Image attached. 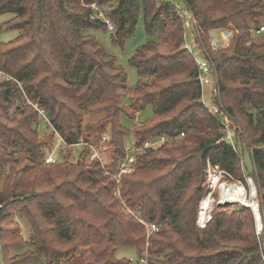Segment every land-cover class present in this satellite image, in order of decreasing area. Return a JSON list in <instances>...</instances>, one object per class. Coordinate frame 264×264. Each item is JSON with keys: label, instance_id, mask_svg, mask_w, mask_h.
Returning a JSON list of instances; mask_svg holds the SVG:
<instances>
[{"label": "trees", "instance_id": "trees-1", "mask_svg": "<svg viewBox=\"0 0 264 264\" xmlns=\"http://www.w3.org/2000/svg\"><path fill=\"white\" fill-rule=\"evenodd\" d=\"M111 4L108 16L123 45L141 13L148 36L130 58L139 80L127 74L91 30L108 31L91 18L84 4ZM196 20L195 43L206 47L213 29L233 27L231 42L213 55L220 104L239 126L234 140L249 154L259 212L258 235L251 208L240 203L214 211L198 225L208 166H218L245 182L235 146L222 140L220 118L202 101L197 64L185 49L186 28L176 3L169 0H0V31L18 30L0 41V245L3 264H118L117 247H132L147 264H264V0H181ZM43 109L53 129L39 134ZM128 101L126 103L125 101ZM152 106L153 116L130 131L122 115L135 119ZM103 112L95 122L87 116ZM44 121V120H43ZM45 122V121H44ZM234 126V125H233ZM109 127V133L106 131ZM240 127V128H239ZM184 135L179 137L180 133ZM56 133L68 144L109 136V171L125 157V138L142 146L155 136L168 140L136 156L122 177V195L146 226L122 210L114 179L101 163L88 161L83 148L76 163L69 155L44 162ZM71 152V151H70ZM69 152V154H70ZM62 153V151H61ZM63 155V154H62ZM18 214L28 224L30 248L11 254L27 241ZM44 260V261H43Z\"/></svg>", "mask_w": 264, "mask_h": 264}, {"label": "rangeland", "instance_id": "rangeland-1", "mask_svg": "<svg viewBox=\"0 0 264 264\" xmlns=\"http://www.w3.org/2000/svg\"><path fill=\"white\" fill-rule=\"evenodd\" d=\"M169 1H172L176 4H178L179 7L182 9L184 8L183 2L181 0H169ZM11 16L12 15L10 13H6V14L1 15L0 16V24H1V22L7 20ZM230 28H233V27H230ZM18 32H19L18 30H14V29L13 30L0 31V39L2 42H7L9 40L14 39L17 36ZM91 33L94 34L96 36V38L104 44V46L106 47V49L109 53H111L112 55H114L116 57L117 63L124 69V71L127 74L128 86L134 87L139 80V75L137 73L136 67L130 63V58L135 53L136 49L139 46L143 45L144 43H146L147 41H149L151 39L157 38L156 36L150 37L146 33L145 28H144V15H143V13H141L139 16V20H138V23H137L136 28L134 30V33L131 36H129L128 38H126L123 45H120L118 43H114L111 40V31H109V30L104 31L102 29H97V30H91ZM194 36L196 37L195 28H194V25L191 24L190 28L186 29V40H187V42L192 44L193 41H195ZM217 36L220 37V31L217 32ZM262 36H263V34H253V38L255 40H260L262 38ZM203 98L208 105L212 104L211 87L210 86H204L203 87ZM125 102L128 103L127 100ZM102 115H103V112H99V113L95 114L94 116H87L88 118H85V122H91V121L95 122L99 118H101ZM152 116H153L152 106L148 105L145 109H143L137 113L135 119H130L129 117L122 115L120 118V122L124 127L129 129L130 131H132L134 126L141 124V123H144L145 121L151 119ZM230 122H231L232 127L234 128L233 129L234 130L233 131V137H234L235 129L238 128L239 125L235 121H233L232 119H230ZM51 130H52V127L47 122H44L43 120L39 122L38 131L42 137L46 133H49ZM106 131L109 133V131H110L109 127H106ZM133 140H134L133 134L127 136L124 140L125 147H131L133 145ZM234 143H235V140H234ZM235 147L237 148L238 153L240 155L241 165L244 166L246 169L245 182H242L238 179L233 178L230 174L221 170L219 167L217 168L216 166H214V167L208 166L207 179L203 184V186H205L208 189V191H207L206 195H204V197L202 198V200L200 202L199 211H200L201 203L205 198L210 197L212 199V203H211V208L209 210V218L206 222H200L199 216H198L197 222H198V225L200 227H204L206 225V223L211 219L212 214L214 213L215 210L220 209L221 207L224 208V207L231 206L235 203L242 204V202H237V201H228V202H222L221 201V191H220L219 185H221L222 183L243 186V188L245 190V196H246L245 198H246L247 202L253 203L255 201V203L258 204V211H259V200H258L257 190H256L254 180L250 175V171L252 170V163H251L250 156L247 153V151L246 152L244 151L243 153H241V146L240 145H236V143H235ZM61 149H62L63 156L69 155L70 162L76 163L78 160H80L79 159V153L82 151L81 146L66 148L64 145H61L59 148V151ZM69 152H70V154H69ZM110 153H111V149L108 148L106 150V152L103 154L104 159L107 162L110 161ZM62 160H63V158H61V161ZM214 179H219L218 180L219 184L217 186H213L214 185L213 184ZM0 207H1V205H0ZM252 208H254V206ZM252 211H253V209H252ZM253 213H254V211H253ZM259 214H260V212H259ZM254 216H255V213H254ZM13 220L16 221L18 224H20L21 235L27 241L26 245H24L22 247L13 248V250L11 251V254L15 255L16 253L22 252V251L26 250L27 248L31 247V245H30L31 233H30V229H29L27 222L22 217H20L18 214H16V213L14 214ZM260 221L262 224L261 226H259L257 224L256 218H255V222H256L255 229H256V233L258 235L262 232V229H263L262 220H260ZM115 256L120 261L118 264H139L138 263L139 256H138L137 252L135 251V249L132 247H126V246L117 247L116 252H115ZM0 264H3L1 245H0ZM26 264H33V263L28 262Z\"/></svg>", "mask_w": 264, "mask_h": 264}, {"label": "built area", "instance_id": "built-area-1", "mask_svg": "<svg viewBox=\"0 0 264 264\" xmlns=\"http://www.w3.org/2000/svg\"><path fill=\"white\" fill-rule=\"evenodd\" d=\"M84 5L92 9V13H91L92 19L105 23L108 27V30L111 32L116 31V26L114 22L108 16L109 11H111L113 8L111 4L100 5L97 1H95L91 4H84ZM177 8L181 14V17L184 20L185 28L186 29L190 28L191 24H193L196 32V37L199 36L197 23L192 13L188 9L180 8L179 5H177ZM218 31H220V37L217 36ZM251 31L253 34H260L264 32V25H261L259 28H254ZM235 32L236 31L230 27L211 30L209 32V40H208V45L206 47L198 45L197 43H195V41H193L192 44L188 43L185 34V43H184L185 49H187L190 52V54L193 56L197 64V68H198L197 78L202 89L204 86L211 87L212 104L208 105L205 102L203 96H202V101L211 114L216 115L220 118L222 129L224 131V137L222 138V140H226L227 142L231 143L233 146H235L234 137H233L234 128L231 125L230 116L220 104L219 87L217 83L218 79L214 68L213 55L216 54L220 49L225 48L229 45ZM5 79H13V78L10 75L0 71V80H5ZM26 103L33 105L39 111L41 118L51 126L43 109L39 108L36 103H32L28 99H26ZM183 135L184 133L181 132L179 137H182ZM167 140H168L167 136L160 135L147 139L142 146L137 147L133 144L131 147H125L126 150L125 157L120 159L118 167L115 171H109L106 167L110 163V161L107 162L103 156V154L109 148V136L107 134H104L99 142H95L93 139H89V140L82 139L77 143L68 144L64 141V139L61 137L59 133H56L54 145L51 149H49L45 153L44 162L47 164H55L60 162L61 158H63V155L61 153L62 149L59 151L61 145H64L66 148L81 146V148L83 149L88 147L89 148L88 161L89 162L93 160L99 161L105 170V174L111 176L114 179L115 187L113 190V194L120 201L122 210L125 211L126 213L132 214L136 219H138L141 223H143L146 226L147 231L157 230V226L155 224L149 225L140 218L137 208L132 209L126 203L122 195V177L132 172L134 165L136 163V156L138 154L143 152L145 149H157L161 147ZM216 167L218 168V166ZM147 262H148L147 253L144 254L143 256H139V260H138L139 264H147Z\"/></svg>", "mask_w": 264, "mask_h": 264}, {"label": "bare ground", "instance_id": "bare-ground-1", "mask_svg": "<svg viewBox=\"0 0 264 264\" xmlns=\"http://www.w3.org/2000/svg\"><path fill=\"white\" fill-rule=\"evenodd\" d=\"M218 180L219 179H214L213 186H217L219 184ZM219 188L221 191V201L222 202L240 200L246 204H250L251 207L254 206V208L256 209L257 203H255V201L253 203L247 202L245 198L246 196H245V190L243 186L222 183L221 185H219ZM211 203H212V199L210 197H207L202 201L201 208H200V215H199L200 222H206L208 220Z\"/></svg>", "mask_w": 264, "mask_h": 264}, {"label": "water", "instance_id": "water-1", "mask_svg": "<svg viewBox=\"0 0 264 264\" xmlns=\"http://www.w3.org/2000/svg\"><path fill=\"white\" fill-rule=\"evenodd\" d=\"M237 202H242V201L237 200ZM242 204H243L244 206H246V207H250V208H252L250 204H246V203H244V202H242ZM200 208H201V206H200ZM252 209H253V211H254V213H255V218H256L257 224H258L259 226H261L262 224H261V221H260V220H261V217H260V214H259V211H258V204H256V209H255V208H252ZM199 215H200V211H199Z\"/></svg>", "mask_w": 264, "mask_h": 264}]
</instances>
